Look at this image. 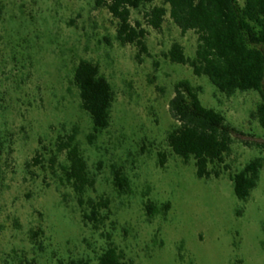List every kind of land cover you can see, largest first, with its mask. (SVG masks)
<instances>
[{
    "label": "rangeland",
    "instance_id": "rangeland-1",
    "mask_svg": "<svg viewBox=\"0 0 264 264\" xmlns=\"http://www.w3.org/2000/svg\"><path fill=\"white\" fill-rule=\"evenodd\" d=\"M132 19L143 16L133 11ZM145 28L149 55L139 56L135 46L119 44L116 21L94 0H0V264H99L110 242L126 264H264V165L247 201L236 197L230 179L264 158L253 143L264 138L252 117L258 93L227 97L189 65L167 60L174 42L190 58L197 48V35H182L169 16L159 32ZM81 60L98 64L114 92L111 125L93 144V125L73 85ZM184 80L200 86L203 105L244 134L226 158L231 171L219 179H199L195 162L185 164L167 145L174 125L169 102ZM74 126L95 180L83 204L49 162L59 135ZM38 153L42 164L29 166ZM160 154L167 156L164 167ZM59 162L67 163L65 153ZM118 167L129 178L127 193L114 186ZM91 201H108L97 220L90 219ZM150 204L156 215L148 214Z\"/></svg>",
    "mask_w": 264,
    "mask_h": 264
},
{
    "label": "trees",
    "instance_id": "trees-1",
    "mask_svg": "<svg viewBox=\"0 0 264 264\" xmlns=\"http://www.w3.org/2000/svg\"><path fill=\"white\" fill-rule=\"evenodd\" d=\"M94 0L97 9H107L116 21V38L121 46L132 45L140 54L149 55L145 26L161 31L166 17L180 29L182 35L194 32L197 35L195 56L186 55L183 45L174 42L165 58L173 64L189 65L197 77H207L222 94L232 97L236 93L255 91L260 103L252 117L264 130V0ZM133 11H139L143 21H133ZM156 69L159 64L156 63ZM73 85L79 91L81 109L86 112L93 125L89 142L93 144L97 135L111 125V110L114 102L112 85L101 74L98 64L81 60L74 68ZM174 97L169 102V111L174 125L167 135V145L172 153L185 164L195 162L199 179H219L231 171L226 158L232 151L235 140L244 134L234 128L222 112L203 105L202 88L190 81H179L174 86ZM79 128L72 127L56 140V150L49 159L51 169L59 166L60 185L70 186L83 204L88 188L95 185L88 164L78 144ZM253 143L264 151V138ZM66 154L67 163L61 164L59 157ZM43 154L38 153L28 165H39ZM167 156L160 154V165L164 167ZM264 158H256L241 171L230 174L234 192L239 200L247 201L257 188ZM114 186L121 193L130 191V181L122 167L114 169ZM91 218L97 220L100 204L90 202ZM169 206H165L168 209ZM148 214L158 210L147 205ZM39 232L32 233L35 239ZM39 247L41 244L35 242ZM99 264H126L123 254L110 242L98 257ZM58 264H91L90 260H59Z\"/></svg>",
    "mask_w": 264,
    "mask_h": 264
}]
</instances>
